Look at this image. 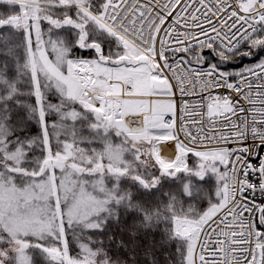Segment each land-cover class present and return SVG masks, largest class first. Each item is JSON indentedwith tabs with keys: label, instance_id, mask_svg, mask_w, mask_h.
Masks as SVG:
<instances>
[{
	"label": "snow or ice",
	"instance_id": "snow-or-ice-1",
	"mask_svg": "<svg viewBox=\"0 0 264 264\" xmlns=\"http://www.w3.org/2000/svg\"><path fill=\"white\" fill-rule=\"evenodd\" d=\"M0 264H264V0H0Z\"/></svg>",
	"mask_w": 264,
	"mask_h": 264
}]
</instances>
